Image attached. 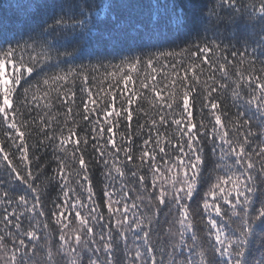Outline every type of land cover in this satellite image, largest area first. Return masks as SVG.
Here are the masks:
<instances>
[{"label":"snow or ice","instance_id":"snow-or-ice-1","mask_svg":"<svg viewBox=\"0 0 264 264\" xmlns=\"http://www.w3.org/2000/svg\"><path fill=\"white\" fill-rule=\"evenodd\" d=\"M16 7L22 18H0V171L14 185L0 187V264H264V67L257 72L248 54L251 45L252 56L264 55V0H195V28L171 42L165 37L188 28L174 0ZM170 43L180 51L149 54ZM109 57L121 60L115 72ZM169 57L179 79L155 115L137 105L144 120L135 131V91L123 89L117 104L116 87L95 98L88 87L101 68L127 85L142 63ZM77 78L83 124L49 119L50 93L75 104L76 93L67 101L61 87Z\"/></svg>","mask_w":264,"mask_h":264},{"label":"trees","instance_id":"trees-1","mask_svg":"<svg viewBox=\"0 0 264 264\" xmlns=\"http://www.w3.org/2000/svg\"><path fill=\"white\" fill-rule=\"evenodd\" d=\"M19 2V0H0V18L6 20V21H16L20 18L23 17L24 15V10L23 9H19L16 7V4ZM220 0H217V3H219ZM258 2V0H257ZM175 3V10L176 11H182L183 14L187 17L188 19V28L186 30L185 33L180 34L179 36H174L169 34L168 36L165 37L166 40H168L169 42L176 40V39H183L186 37L188 32H191L194 28H195V23H194V18H195V14H196V7H195V0H193L192 3H188V0H174ZM219 42V41H218ZM176 43H179V41H177ZM222 43L223 46L225 48H227L229 51L231 50H237L240 51L241 50V45L237 42V41H231L229 42L227 39H223L222 37ZM160 51H174V52H179L180 48L176 47L175 44H169V45H165L163 48H159V49H151L149 54L152 53H156L158 54ZM248 54L249 57L254 59L256 61L255 63V68L257 70V72H259V69L261 67H264V65L261 64V60H264V55H261V53L258 51L256 56H252V46L249 45L248 46ZM27 56V53L25 54ZM136 55H141V53H136ZM127 56V54H125V57ZM147 56L144 57L145 60H147ZM209 58H212V54H209ZM181 58L180 57H176L175 60L179 61ZM190 61H188V58L185 56L184 60H183V64L186 65L187 63H189ZM85 64L89 63V61L85 60L84 61ZM91 63H96L95 60L91 61ZM121 63V60L119 57L113 59L111 57H109V59L104 60V64L106 66H108V71L109 72H115L117 71V69L113 66L115 65H119ZM175 63V61L173 60V58L169 57V58H161L160 60H155L153 66L147 67L145 64H141L136 71H132L131 72V76H132V80L129 81V83L127 85H116V81L112 78H106L104 76V72L105 69L101 68L100 71L98 73H94V79L92 76H90L89 79V84L88 87L91 88L93 90V94H94V98L96 93L103 89L104 91H111V86L116 87L117 90V104L120 103V99H119V93L121 91H123V89H127V92L125 93V95L130 94L131 92L135 91L138 95L136 97V100L133 102L132 104V109H133V120L131 122L132 124V129L135 131L136 127H137V121L139 120L141 123H143V116H141L137 111V105L140 104L141 106H143L144 110L146 112H148L150 115H155L156 114V107L155 105L159 102H161L162 98L167 97V92H168V88L166 87V85H170L171 81L175 78V79H179V76H176L173 72V68L171 67V65H173ZM62 67H75V65H67V66H63ZM237 67L240 68V70L247 74V72L249 71L248 66L247 65H237ZM176 69L177 71L182 75L184 68L182 66V64L180 63H176ZM229 73L230 75H233V78H235L234 76V72L235 69L231 66H229ZM128 71H131L130 69H128ZM209 74V69L207 67H205L204 69V73L201 74V80H206L207 79V75ZM217 79H221V77L219 76V72H215L213 73ZM119 77H117L118 79ZM141 82H143L144 84H147L148 87L147 88H142L141 87ZM82 86V81L80 79H76L75 83L73 84L71 82V79L69 80V83L67 86H62L61 87V94L67 93L66 95V100L67 101H71L72 97L70 95L71 92H75L76 96H75V104H61L59 102V100L57 99V93L56 92H51L50 93V100L53 104V107L50 111V115H49V119H51L52 116L56 117V121L58 123L62 122L65 118L69 119V121L71 120H75L77 123L83 124V120H82V109L80 107H78L81 104V99L82 96L84 95L81 91L80 88ZM155 92H159L160 95L156 96ZM145 97L147 99H145ZM225 104H224V108L225 110L229 113V115H233L236 112V108L232 106V101L230 98V93H226L225 94ZM192 101V97H190V103ZM48 101L41 99L40 103L41 105L47 103ZM71 106L72 107V112L68 113L67 112V107ZM95 107H98V105H93ZM199 105L197 104L196 107H198ZM194 112V118L195 119H199V117L196 115V110L195 108L193 109ZM115 131V129H114ZM174 131V127L171 129H168L169 134H171V132ZM252 131L254 133L259 134L260 129L257 127V121L254 120L252 122ZM0 136H2V133H0ZM117 140H119V135H117L116 137ZM34 142V141H33ZM260 141L257 140L256 144H259ZM254 147L256 145H253ZM95 175L98 176L99 179H103L102 176H99L98 173H94ZM8 176L3 173L2 171H0V187L4 188V189H11L14 187L13 184L8 183ZM94 184H96V186L98 187V181H94ZM13 194H17L18 193H13ZM25 227L27 226V222L25 221ZM202 226V225H201ZM3 225L0 224V228H2ZM6 243H8L7 239L5 241ZM9 247H11V244H8ZM40 257H43V253L40 254Z\"/></svg>","mask_w":264,"mask_h":264}]
</instances>
